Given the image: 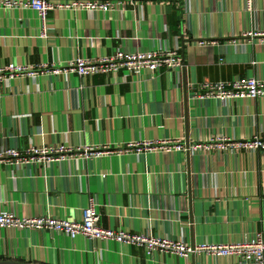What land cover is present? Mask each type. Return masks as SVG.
I'll use <instances>...</instances> for the list:
<instances>
[{
  "label": "crops",
  "instance_id": "1",
  "mask_svg": "<svg viewBox=\"0 0 264 264\" xmlns=\"http://www.w3.org/2000/svg\"><path fill=\"white\" fill-rule=\"evenodd\" d=\"M64 1V0H60ZM112 9L47 13V36L26 9H0V67L37 70L0 83V150L63 144L46 167L0 159V210L79 220L93 201L103 228L193 246L264 237V98H191L205 82L264 80V0H101ZM175 50L179 74H52L73 58L117 49ZM151 142L150 147L143 146ZM167 142L180 144L166 151ZM137 144V145H136ZM101 151V154H89ZM88 155L85 156L84 153ZM0 260L31 264H244L205 253L179 257L114 240L0 228Z\"/></svg>",
  "mask_w": 264,
  "mask_h": 264
},
{
  "label": "built area",
  "instance_id": "2",
  "mask_svg": "<svg viewBox=\"0 0 264 264\" xmlns=\"http://www.w3.org/2000/svg\"><path fill=\"white\" fill-rule=\"evenodd\" d=\"M249 8V0H246ZM55 8L68 10H101L109 11L112 4L109 1L101 0H0V9H26L32 11L40 24V36H47V13ZM183 66L181 56L175 50L152 49L136 50L128 52L123 49H117L109 57H101L95 60L86 58H73L66 66L59 67L53 65L50 70L43 67L44 71L52 74L69 73L76 74L79 77H86L97 73L115 74L118 70H123L125 74H139L142 71L156 72L162 67L173 70L176 74L180 73ZM35 75L37 70L10 63L7 66L0 67V83L18 75ZM203 92L192 91L191 98L197 99H215L222 102L234 99H261L264 98V80L255 77L234 78L225 82H205L202 84ZM152 143L146 142L144 147H150ZM137 145V144H136ZM154 146H160L166 151L179 150L180 144H168L162 142ZM218 149L227 150L230 148L247 146H264V141L254 138L249 141L234 142L222 140L216 144ZM73 149L63 144L30 146L23 152L15 148H3L0 150V159H7L10 166L19 167L21 165L36 164L47 166L51 162L59 161L73 153ZM101 151H95L89 154H101ZM70 154V155H69ZM85 156L88 154L85 152ZM99 215L93 201L82 208L79 220H68L52 215L39 216H16L11 212L0 210V228L29 229L35 231H51L57 234H63L69 238L83 237L88 240H114L118 244L135 245L142 247L146 255L153 252L172 254L179 257H186L188 254L205 253L215 257L237 256L240 262L244 264H264V237L256 234L254 237H248L240 242H228L222 244H200L190 245L180 240H172L151 236L150 234L127 233L122 230L115 231L112 228H103L98 224Z\"/></svg>",
  "mask_w": 264,
  "mask_h": 264
},
{
  "label": "water",
  "instance_id": "3",
  "mask_svg": "<svg viewBox=\"0 0 264 264\" xmlns=\"http://www.w3.org/2000/svg\"><path fill=\"white\" fill-rule=\"evenodd\" d=\"M0 264H31V263L17 261V260H0Z\"/></svg>",
  "mask_w": 264,
  "mask_h": 264
}]
</instances>
